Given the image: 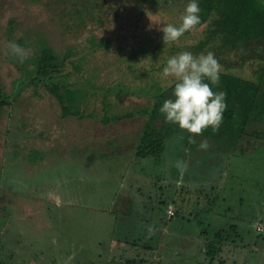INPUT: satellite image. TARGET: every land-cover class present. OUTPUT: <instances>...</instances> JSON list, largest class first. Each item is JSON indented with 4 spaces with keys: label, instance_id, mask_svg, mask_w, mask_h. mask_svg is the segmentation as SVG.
I'll return each instance as SVG.
<instances>
[{
    "label": "rangeland",
    "instance_id": "obj_1",
    "mask_svg": "<svg viewBox=\"0 0 264 264\" xmlns=\"http://www.w3.org/2000/svg\"><path fill=\"white\" fill-rule=\"evenodd\" d=\"M68 1L85 5L0 0V90L11 101L0 110V264H264V102L243 115L240 95L224 90L230 108L223 116L237 123L222 119L217 130L199 135L166 122L159 111L151 142L144 144L139 138L152 106L150 77L169 86L161 76L167 59L196 45L206 25L163 41L160 29L180 23L184 1L149 8L105 0L112 6L98 10V25ZM102 37L107 48L97 46ZM27 38L33 46L45 38L43 47L55 53L52 63L62 62L71 74L51 72L36 90L33 84L15 90L34 68L36 50L24 46ZM10 42L27 50L19 66ZM157 45L154 58L137 53ZM79 50L86 55L75 69L73 57L64 58ZM220 56L228 65L243 61L228 71L246 79L256 78L262 65L251 55ZM57 82L89 91L79 112L84 118L62 117L59 101L44 88ZM118 84L126 91L109 94V107H102V92ZM169 98L172 91L157 98V106ZM128 113L134 116L104 121ZM242 119L235 132L231 124ZM202 140L206 149L199 148ZM177 161L186 164L182 175ZM133 172L143 173L141 186ZM220 230L222 240L213 238Z\"/></svg>",
    "mask_w": 264,
    "mask_h": 264
},
{
    "label": "trees",
    "instance_id": "obj_2",
    "mask_svg": "<svg viewBox=\"0 0 264 264\" xmlns=\"http://www.w3.org/2000/svg\"><path fill=\"white\" fill-rule=\"evenodd\" d=\"M133 1H135L136 5L139 6L149 3V8H157V6H161L160 8H165L166 6L167 8L173 7L176 6V4H180V1H184L185 4L187 3V0ZM68 2L74 4V8H80V15L86 14L85 10H87L90 15V17H88V21H91L90 23H94L96 25L102 23L100 20H98V10H110V7L112 6V3H108L107 5H105V0H101L100 2H98L97 0H84L85 5L83 6V8L79 7V3L77 2ZM198 4L200 8L199 15L201 18V23L195 26L194 29L200 28L204 25H206V28L204 30V36L198 41V43H196V45H194L192 48H187V50L189 49V51L194 56L199 54H207L208 52L214 53L218 64H222L221 66L224 67L225 72L219 73V83L218 85L212 86L213 91L225 90L229 93L239 94L240 99L237 106L241 110V113H243V115H246V113H248V111L253 107L252 105L254 104V102H264V0H198ZM79 20L81 23V17ZM188 32L189 30L184 34H187ZM104 33H106V30L103 32V34ZM96 40H98V48L108 47V41L103 37ZM144 42L151 41L144 39ZM33 43L34 42L29 41L28 38L26 42L24 41L25 47H29L31 51L36 50V54L34 53L36 58L34 56L30 60L33 64H31V66H33L34 68H32L31 70H27L26 73L22 74L20 79L16 81L17 87L15 88V90H17L20 86L29 84H33V87L36 90L37 83L43 81L44 77L46 78L47 76H49L51 72H57V74H59L60 72L66 70V66L62 64V62H60L59 65L57 63H52V58H54L55 53H53L51 46L43 47V45L46 43L45 38L39 39V43L42 45L38 44L36 46H33ZM95 47H93V51H96ZM138 48V54L141 53L144 56H148L149 52H153L152 54H150V56L154 58L156 50L159 49V45L155 46V48H150L148 46H142ZM242 54L248 55L247 57H245V55L242 56ZM85 55V50H79V52L75 55L73 54L69 56V54H66L64 59L73 57L70 59V61L72 63H75L73 64L75 66L74 68L80 69L82 64L80 60L83 59ZM220 55H238L242 57L243 60H246V58L251 55L255 56L253 58L254 60L262 62V65L260 69L256 73H254V75H257L256 78L254 77L253 79H246L240 77V75L230 73L228 71L231 67L242 68L243 61H241L240 63H233L228 65ZM17 63H19L17 64L18 66L22 64L20 59L17 60ZM52 68L57 69H55L56 71H52ZM68 74H71V71H65L63 72V74L59 75V77ZM150 80L152 82L150 83L152 84V86L148 87V91L150 93L152 92V106L151 108H149V113L148 110H144L141 112L144 115L148 113V117L145 122H147V120L148 122H155L156 119L159 118L160 112L157 105L159 104L160 100H158L157 98L161 97V95L164 96L170 93L173 88V84H168L169 86L162 87L160 84H158V82H156L153 76L150 77ZM120 87L121 84L114 85L110 90L108 87L104 92H102L103 96L100 101L102 107H109V101L107 102L108 99H106L109 94L114 93L115 91H119L120 89L126 91V89H124L125 87ZM144 87L146 86L143 85V87L141 88ZM44 88L47 90V92H49V94L54 96L59 101L63 118H67L69 116H82L83 118L85 117L82 113L80 114L79 112L84 108L83 104L85 98L90 94L87 89H84L79 85L72 88V86L66 85L61 82L44 85ZM141 88L138 90H142ZM128 89L130 90L131 88ZM128 89L127 91H129ZM94 92L92 93L93 95L95 94ZM3 93L4 92L0 90V110L1 108L7 107L11 104L9 97L5 93ZM262 107L264 108V104ZM229 108L230 107L227 105L225 110L228 111ZM243 110L245 111L243 112ZM260 112L262 113V110H260ZM234 115L237 116L235 113ZM129 116H134V113H128L124 115L112 114V117H110V119L108 118L104 121L108 122L110 120L111 123L116 121L120 122L128 118ZM90 118L93 117L91 116ZM223 120L227 123H237V121H229L227 118H225V116H223ZM243 120L244 119L238 120V125L231 124V126L235 129V132H238L240 125L243 123ZM35 151L37 150L32 149L29 153L30 156ZM233 226L231 225L230 229L232 228L233 230H235V227ZM223 232V230L216 231L213 238L222 240V236L224 235Z\"/></svg>",
    "mask_w": 264,
    "mask_h": 264
},
{
    "label": "clouds",
    "instance_id": "obj_3",
    "mask_svg": "<svg viewBox=\"0 0 264 264\" xmlns=\"http://www.w3.org/2000/svg\"><path fill=\"white\" fill-rule=\"evenodd\" d=\"M199 13L198 0H187L180 23L164 24L160 29L163 41L174 42L199 25ZM8 47L11 54L20 60L27 56V50L15 42H10ZM161 76L173 84L172 98L165 99L159 108L166 122L196 135L209 127L214 131L219 128L227 106L226 94L222 90L213 91L212 86L219 83V64L212 52L194 56L190 51H181L172 55L163 66ZM207 146V140L199 144L200 149ZM177 167L182 175L186 164L177 161Z\"/></svg>",
    "mask_w": 264,
    "mask_h": 264
},
{
    "label": "crops",
    "instance_id": "obj_4",
    "mask_svg": "<svg viewBox=\"0 0 264 264\" xmlns=\"http://www.w3.org/2000/svg\"><path fill=\"white\" fill-rule=\"evenodd\" d=\"M224 91V90H223ZM240 112H241V110H240ZM248 114V113H247ZM146 124V123H145ZM145 124L143 125V129H142V133H141V135H140V138H139V141L141 140V141H143L144 142V144L146 143H150L151 141H149V140H147V139H150L151 138V134H153L152 132H153V130H152V128H151V126H153V124H152V122H148L147 124H146V126H145ZM171 128H173V127H171ZM178 130H180V129H176V131H174V132H172L170 135H169V137H171L174 133H176V132H178ZM161 133V132H160ZM170 133V132H169ZM168 133V134H169ZM162 134V133H161ZM164 134V133H163ZM168 134H164V135H168ZM155 137V136H154ZM153 137V138H154ZM157 138V137H156ZM159 139V138H158ZM165 139H168V138H165ZM148 156H150V155H148V154H145V155H143V156H140V158H141V161H142V163L143 162H146L147 161V157ZM33 160V159H32ZM137 165V164H136ZM133 166V165H132ZM138 166H140V165H138ZM137 166V167H138ZM144 166V165H143ZM3 167V166H2ZM5 169V167H3L2 168V171ZM131 170H133V168L131 169ZM135 171V170H134ZM135 174H137L136 175V178H135V180H134V182H136V181H138V186H141V182H139V180H137V179H140V178H143L144 176H143V173L142 174H138V173H135V172H133V175H135ZM139 175H141V176H139Z\"/></svg>",
    "mask_w": 264,
    "mask_h": 264
}]
</instances>
